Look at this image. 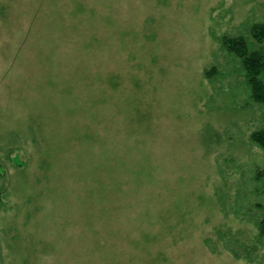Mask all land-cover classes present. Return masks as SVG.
<instances>
[{
  "label": "rangeland",
  "instance_id": "obj_1",
  "mask_svg": "<svg viewBox=\"0 0 264 264\" xmlns=\"http://www.w3.org/2000/svg\"><path fill=\"white\" fill-rule=\"evenodd\" d=\"M263 22L264 0H0V264H264V106L222 41Z\"/></svg>",
  "mask_w": 264,
  "mask_h": 264
},
{
  "label": "trees",
  "instance_id": "obj_2",
  "mask_svg": "<svg viewBox=\"0 0 264 264\" xmlns=\"http://www.w3.org/2000/svg\"><path fill=\"white\" fill-rule=\"evenodd\" d=\"M251 36L254 42L259 45L258 48H253L251 42L247 37L238 36H224L222 39L223 46L236 57L241 59L243 67L246 72L247 83L251 90V98L256 103L264 106V22L256 23L252 25ZM213 69V71H212ZM206 70V74L210 75V71L215 72L216 68ZM214 74V73H213ZM251 140L264 149V128L256 130L251 134ZM258 176L263 181L264 193V168L258 172ZM1 202V195H0ZM260 236L264 233V223L259 228ZM259 236V237H260ZM239 246H242L246 250L245 243L237 242ZM240 248V247H239ZM241 249V248H240ZM234 253H238V250H232ZM247 259L252 262H256V257L251 258L247 256Z\"/></svg>",
  "mask_w": 264,
  "mask_h": 264
}]
</instances>
